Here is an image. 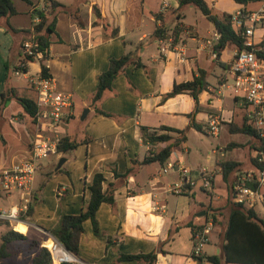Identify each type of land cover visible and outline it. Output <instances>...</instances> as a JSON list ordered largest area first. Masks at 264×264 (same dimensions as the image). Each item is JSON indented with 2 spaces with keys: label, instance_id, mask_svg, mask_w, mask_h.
Segmentation results:
<instances>
[{
  "label": "crops",
  "instance_id": "1",
  "mask_svg": "<svg viewBox=\"0 0 264 264\" xmlns=\"http://www.w3.org/2000/svg\"><path fill=\"white\" fill-rule=\"evenodd\" d=\"M30 1L32 5L23 0H12L17 10V14L8 20L12 28L30 30L37 22L33 11L45 9L49 4L48 0ZM56 1L62 7L56 14V32L50 36L49 57L44 64L57 90L72 99V107L67 110L69 116L59 129L61 136L86 143L65 155L57 152L43 162L35 177L36 199L32 217L18 228L19 233L27 236L26 242H38L41 247L42 241L60 225L64 215H79L87 208L91 197L89 186L94 176L102 172L104 191L109 184H115L114 205L102 203L100 206L97 212L99 235H95L90 220L84 222L77 257L81 264H144L118 261V257L120 254L151 252L157 253L154 264H201L192 256L194 232L190 226L204 227L209 222L212 223V231L203 256L219 255L231 214L230 186L243 178L242 172L254 174L251 158L258 153L251 149L253 139L250 136L233 132L234 127L243 125L244 101L231 94L223 96L219 93V86L231 80L228 71L237 48L229 45L213 59L206 41L218 32L202 13L200 19L205 17L207 23H188L189 12L197 9L180 7V0ZM206 1L219 15H233L242 9L248 12L264 9V0L257 1L263 3L258 8L250 7L255 3L252 1L247 6L233 0ZM94 7L100 12V19L95 15ZM104 23L109 25L108 31L116 28L118 34L110 37ZM176 27L178 36L173 32ZM158 28L165 30L162 38L155 35ZM32 36L24 33L14 35L8 31L5 20L0 21V102L8 86L6 64L12 70L19 65L22 44ZM263 39L264 19L256 25L254 41L257 44ZM158 40L171 42L166 53L161 52ZM128 53L142 66L128 65L113 81L111 90L92 105L98 76L108 69L109 60ZM41 59L43 56H37L34 62L29 63L23 77L11 73L9 85L20 95L37 99L31 80L41 74ZM199 70L207 72L209 83L208 89L199 95V111L195 115L202 132L190 125L188 115L195 109L192 96L184 93L164 98L175 84L192 81L199 75ZM15 79L24 83L19 84ZM14 103L17 102L10 100L2 106L1 129L3 115ZM96 108L115 117L97 114ZM21 112L13 117L25 129L26 146L14 149L2 135L0 170L30 156L31 142L38 129L23 109ZM215 114L222 120L218 135L208 131L209 116ZM71 122L74 125L70 126ZM163 127L184 131V135ZM143 128L150 135H168L171 139L157 144L146 143L142 136ZM201 134L217 141L208 152L202 146L205 144L202 136L200 143L191 147L190 137ZM223 135H227L230 141L220 143ZM183 136L185 140L177 141ZM150 145L153 156L148 150ZM168 146L171 153L163 164L155 161L144 163ZM245 149L249 151V167L245 166ZM202 152H207L204 157ZM61 158L66 161L56 169ZM223 162L240 164L229 175L228 182L224 180L220 166ZM169 163L184 166L196 176L202 167L212 170L215 176L213 190L205 192L198 184L190 190L176 191L181 184L177 167L163 171ZM114 172L120 177H116ZM5 197L13 201V195ZM262 203L255 211L264 220L259 212L264 210V201ZM0 223H5L7 228L6 222ZM35 254L36 251H29L31 261Z\"/></svg>",
  "mask_w": 264,
  "mask_h": 264
},
{
  "label": "trees",
  "instance_id": "2",
  "mask_svg": "<svg viewBox=\"0 0 264 264\" xmlns=\"http://www.w3.org/2000/svg\"><path fill=\"white\" fill-rule=\"evenodd\" d=\"M29 5H32L30 0H23ZM48 6H45V9H35L33 14L37 22H34L30 30H17L10 26L8 20L10 17L17 14V10L12 2V0H0V21L5 20L8 31L12 34H32L33 42L36 45L34 48V54L24 55L21 52L20 63H31L34 62L38 53H42L43 59L40 60L41 63V76H50L48 69L44 64L45 59L49 57V46H50V36L56 32V14L57 11L62 5L56 0H48ZM238 4L247 6V4L262 0H233ZM180 7L184 6H193L199 10L206 19L214 26L215 30L220 34V39L215 45V50L217 55L220 56L221 53L226 49L227 46L231 45L236 47L238 50L245 49V39L242 35V30L237 28L232 20V14L223 13L216 14L213 12L212 8L209 6L206 0H180ZM40 12V15L37 13ZM95 15L98 19L101 18V14L97 7H94ZM105 31L109 30V25L107 23L103 24ZM178 27L174 29V34L178 36ZM110 32V33H109ZM164 29L158 28L155 32L157 38H162ZM110 37H115L118 34L116 28L111 29L107 33ZM264 47V39L261 44ZM22 48V47H21ZM257 56L261 59H264V50L257 52ZM134 64L136 67H141L142 64L138 61H135L130 53L125 54L120 58H111L109 60L108 69L98 76V85L95 94L92 97V105H95L105 94L106 91L111 90L112 83L124 72L125 68ZM7 82L8 86L5 91L2 93L1 102H0V141H2L1 134V124H2V106L5 105L7 101L15 100L23 109L24 113L32 120L35 121V115L37 112V103L36 100L25 95H20L19 92L9 85L10 80L12 79V74L16 70H19L20 67L16 66L13 70L11 66L7 63ZM23 71L27 73V66L23 68ZM207 72L204 70H199V75L195 77L192 81L185 83L175 84L170 93L166 94L164 98H170L179 94L187 93L193 97L195 101L194 111L188 115L190 118V125L197 131L202 132V126L195 121V115L199 111V95L208 89L209 83L207 81ZM246 109V106H245ZM96 113L103 115L105 117L114 118L115 115L104 112L96 108ZM165 130L174 131L184 135V131L175 130L172 128L163 127ZM233 132L244 133L253 139V144L251 149L256 150L259 154L256 157L251 158V164L254 168L253 178L247 179L244 182V185L252 189L260 190L263 201H264V187L259 186L258 174L261 171H264V136H261L257 130L254 128L253 124L245 116L244 110V122L242 127H234ZM143 140L146 143L157 144L159 142H166L171 139L168 135H156L148 134L146 128L142 129ZM186 137L183 136L177 141L185 140ZM84 142H77L72 140L68 136H62L59 140L57 146V152L59 154H68L74 151L79 145ZM236 147H241L236 145ZM171 153V147L168 146L161 150L152 158H147L144 163L151 161L159 162L163 164ZM222 168L223 177L226 182H228L229 175L236 171L240 166L236 162H223L220 163ZM61 171V169L59 170ZM116 177H120L117 172H114ZM127 176V174L125 175ZM105 181L104 175L102 172L97 173L94 176L92 184L89 186L91 193L90 201L87 205V208L81 212L79 215H64L62 217L60 225L51 230V235L54 236L60 243H62L73 255L78 257L79 247H80V238L84 233L83 224L86 220H90L92 223L93 231L95 235H99V226L97 220V212L102 205V203H108L114 205V191L115 184H109L107 189L103 190V182ZM237 181V180H236ZM233 184L230 186V191L232 192L229 204L231 207V214L229 217L228 225L224 231L225 243L222 245L220 254L213 256H194V259L204 264L209 262L211 264H264V220H262L255 209H246L241 204H236L233 202ZM1 193V192H0ZM33 192L32 202L29 204L28 211L26 212L25 219L28 220L32 217L34 211V203L36 195ZM7 224V230L2 235L1 245H0V259L7 258L10 256L9 246L11 243L16 242H26L27 236L13 231ZM194 232H201L203 227L199 226H190ZM29 247L32 251H36V254L32 260L31 264H52L51 257L47 249L40 247L38 242H29ZM161 252H164L161 250ZM157 258L156 252H151L148 254H120L118 261H138L144 264H154Z\"/></svg>",
  "mask_w": 264,
  "mask_h": 264
},
{
  "label": "built area",
  "instance_id": "3",
  "mask_svg": "<svg viewBox=\"0 0 264 264\" xmlns=\"http://www.w3.org/2000/svg\"><path fill=\"white\" fill-rule=\"evenodd\" d=\"M264 19V9L248 12L238 10L232 15V20L237 28L242 30L245 39V49L236 51L229 66L231 80L224 81L219 86V93L223 96L231 94L235 98L244 101L246 105L245 116L257 132L264 136V59L257 56V52L264 50L260 43H255L256 25ZM220 39V34H215L208 39L207 46L210 47V54L213 59L218 57L215 45ZM160 50L166 53L171 46V42L158 40ZM165 43V44H164ZM36 45L31 39L25 40L22 44L24 55L34 54ZM37 56H42L38 53ZM36 56V57H37ZM19 70L14 72L16 77L25 76L23 68L27 63H20ZM37 92V112L35 115V124L38 133L31 142L30 156L11 166L0 170V192L4 195L17 196V202L9 208L0 209V222H8L12 230L19 232L16 227L20 224H26V212L29 204L32 202L34 192L35 177L42 168L43 162L51 155L57 154V146L61 139L59 129L61 124L67 120L69 110L72 107L71 96L59 92L51 76L38 75L31 80ZM221 117L218 114L210 115L208 120V131L212 135H218L221 125ZM152 146L148 150H152ZM153 156V155H152ZM177 167L181 184L176 187V191L182 192V189H192L200 184L205 192H211L214 188V172L207 167L198 170L197 176L184 166L169 163L167 169ZM254 174H247L239 178L233 185L232 200L236 204H241L246 209H255L257 205L263 202V196L260 190L252 189L244 185L245 180L253 178ZM259 186L264 187V172L258 174ZM212 231V223L209 222L203 227L201 232L194 236V249L192 255L203 256L204 247L209 241V235ZM41 247L47 249L50 254L52 264H81L78 258L73 255L62 243L54 236H47L42 241ZM204 264H211L205 262Z\"/></svg>",
  "mask_w": 264,
  "mask_h": 264
},
{
  "label": "rangeland",
  "instance_id": "4",
  "mask_svg": "<svg viewBox=\"0 0 264 264\" xmlns=\"http://www.w3.org/2000/svg\"><path fill=\"white\" fill-rule=\"evenodd\" d=\"M261 6H263L262 2H255V3H252V6H250V7L251 8H258ZM201 16L203 17L201 12L193 9V11H191V13L189 12V16H188L187 21H188V23H196V21H198L200 23H203V22L207 23L208 21H206L205 17H204V19H200ZM258 35H259V33H258ZM257 37L255 39H257ZM15 82H19V84L24 83L21 79H19V81L16 80ZM21 111H22L21 106L18 103H14V105L8 109L7 114L5 113L3 115L4 122L2 125L1 132H2V135L5 137V139L11 143V145L14 147V149H18V148L21 149V148H24L26 146L25 129L21 126L18 119L14 120V117H13V116L18 115L19 113H22ZM78 122H80V121H78ZM72 125H74V122H71L70 126H72ZM200 136H202V138L205 142V144H203L202 146L205 147L204 149L207 152L209 150V147L211 149L217 143V141L213 137L205 135V134H201V135H197V137H192V136L190 137V144H191L192 148H194L195 146H197L200 143V140H199V138H201ZM228 141H230V140H228V136L223 135L220 143L225 144ZM2 148H3V146L0 143V149H2ZM206 153L202 152L203 157L206 155ZM245 153L247 155V159L245 161V166L249 167V160H248L249 151L247 149H245ZM242 154H244V152H242ZM257 154H259V153H257ZM257 154H256V156H257ZM247 173H248L247 171L242 172L241 177H245L247 175ZM241 174H238V176L240 177ZM17 196L18 195L16 193L13 195V201L7 199L5 197V195L0 196V209H6V208H9L11 205L15 204L17 202ZM259 212H260L261 216L263 215V218H264V210L259 211ZM0 225H1L0 226V245H1V242H2L1 238H2V235L5 233L4 230L6 231L8 228H6L5 223L4 224L0 223ZM11 229H12V227H11ZM29 244H30L29 242L11 243L9 246V250H8L10 252V256L7 258L0 259V264H31L32 261H31L30 255H29V251H32V250L30 249ZM18 253H20V257H19Z\"/></svg>",
  "mask_w": 264,
  "mask_h": 264
},
{
  "label": "water",
  "instance_id": "5",
  "mask_svg": "<svg viewBox=\"0 0 264 264\" xmlns=\"http://www.w3.org/2000/svg\"><path fill=\"white\" fill-rule=\"evenodd\" d=\"M86 113H87V110L83 113V116H82V118H84V116L86 115ZM66 161V159L65 158H61L60 159V161H59V163H58V166H57V168L56 169H59V168H61V166L64 164V162Z\"/></svg>",
  "mask_w": 264,
  "mask_h": 264
},
{
  "label": "bare ground",
  "instance_id": "6",
  "mask_svg": "<svg viewBox=\"0 0 264 264\" xmlns=\"http://www.w3.org/2000/svg\"><path fill=\"white\" fill-rule=\"evenodd\" d=\"M23 224H20V225H18L17 227H16V229L18 230V228L20 227V226H22ZM19 231V230H18Z\"/></svg>",
  "mask_w": 264,
  "mask_h": 264
}]
</instances>
